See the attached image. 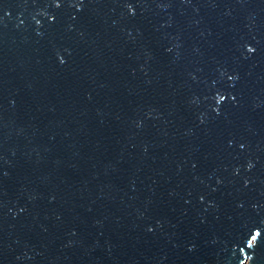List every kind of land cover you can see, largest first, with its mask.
<instances>
[{
	"label": "water",
	"instance_id": "95a60500",
	"mask_svg": "<svg viewBox=\"0 0 264 264\" xmlns=\"http://www.w3.org/2000/svg\"><path fill=\"white\" fill-rule=\"evenodd\" d=\"M0 264H264V0H0Z\"/></svg>",
	"mask_w": 264,
	"mask_h": 264
}]
</instances>
